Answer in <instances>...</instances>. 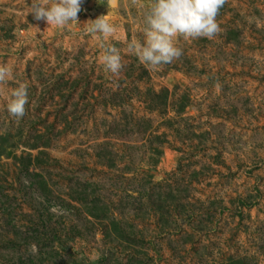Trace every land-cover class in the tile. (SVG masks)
I'll return each instance as SVG.
<instances>
[{"label":"rangeland","instance_id":"1","mask_svg":"<svg viewBox=\"0 0 264 264\" xmlns=\"http://www.w3.org/2000/svg\"><path fill=\"white\" fill-rule=\"evenodd\" d=\"M142 2L83 0L58 28L0 0V63L29 93L19 120L0 99V264H264V0H228L214 39L177 37L183 55L151 72L124 43L145 42ZM107 14L119 76L86 32ZM147 102H167L153 127L173 143L151 170L159 140L132 127ZM97 139L120 148L103 159Z\"/></svg>","mask_w":264,"mask_h":264},{"label":"clouds","instance_id":"2","mask_svg":"<svg viewBox=\"0 0 264 264\" xmlns=\"http://www.w3.org/2000/svg\"><path fill=\"white\" fill-rule=\"evenodd\" d=\"M82 2L83 0H31L29 13L35 20L45 21L48 26L63 28L69 22L79 23L78 13L82 10ZM115 2L116 0H108V8L114 6ZM132 2L139 7L144 6L142 0ZM227 2L228 0H150L145 26L142 28L145 42L136 39L125 41L127 54L137 56L150 72L161 70L164 65L183 55V50L175 46L177 37L212 40L221 32L217 16ZM110 19L107 14L89 20L86 32L99 42L101 55L98 61L104 71L119 76L124 63L120 49L110 43V38L117 31ZM10 81H14L13 67L0 63V99L6 101L9 116L19 120L27 114L28 85L14 81L18 86L10 88Z\"/></svg>","mask_w":264,"mask_h":264},{"label":"trees","instance_id":"3","mask_svg":"<svg viewBox=\"0 0 264 264\" xmlns=\"http://www.w3.org/2000/svg\"><path fill=\"white\" fill-rule=\"evenodd\" d=\"M145 101L146 100H144V102ZM144 110H146V112L148 114L146 113L143 116H141L140 117L141 121H139V123L138 122L137 123L136 122H132V124H133L132 127L136 128L139 131L142 139L146 140L147 136L156 135L157 139L159 140L158 143H157V147H158L157 149L160 148V150H156L155 148H152L153 149L152 155L149 156V158L147 160H142L145 163V165L149 166L148 170H151V169H155V167L158 165L160 157L163 154L162 149L165 148V146L167 144L173 145V143L170 142L169 133L168 132L163 131L162 133H158L159 130H157V129H155L153 127L154 122H155V116H154L155 112L161 113L162 115L168 114L167 113L168 112L167 102L162 104V105H159L156 102L155 103L149 102L147 104V106L144 108ZM166 127H167V129H170L168 127V125H166ZM195 128H197V126ZM110 142H112L111 139H106V140H103V141H99L97 139V141L95 142V145L97 147H100V146H102V147H110L109 146ZM111 146H112V148L107 153L100 152L99 154H102V155H99V154L98 155L102 156L103 159H104L107 156L106 154H108L112 158L111 154H114L113 149L120 148V145L119 144L116 145L115 142H112ZM186 146H187L186 144L185 145L182 144L181 146H179L176 149H178L181 152H186ZM109 161H111L110 164H107V163H104V162L102 164L107 165V168L110 169L109 172L112 173L113 165H114V167L115 166L117 167L116 164L120 163V161L119 160L118 161H114L113 159H109ZM127 167L128 166H126L124 168H127ZM147 176H149V174H146V178H147ZM146 182L152 183V179L151 178H147ZM94 216L95 217L98 216V213L93 212V217ZM113 224H114L113 229H110L109 226L107 225V226L104 227L105 231L107 232L109 230L111 232L114 231L115 233L124 232V228L120 225V223L117 222V223H113Z\"/></svg>","mask_w":264,"mask_h":264}]
</instances>
